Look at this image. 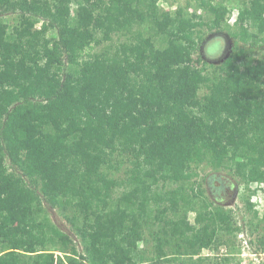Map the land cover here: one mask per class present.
Wrapping results in <instances>:
<instances>
[{"label": "trees", "instance_id": "16d2710c", "mask_svg": "<svg viewBox=\"0 0 264 264\" xmlns=\"http://www.w3.org/2000/svg\"><path fill=\"white\" fill-rule=\"evenodd\" d=\"M172 1L175 11L160 0H0V264H145L149 253L153 264H218L200 253L236 238L231 212L206 196L222 180L205 188L190 173L209 163L264 183V61L250 55L264 42V0ZM210 3L209 25L189 12ZM204 27L234 39L212 71L194 59ZM81 134L105 142L79 149ZM251 226L264 251V218ZM146 233L153 249L133 244Z\"/></svg>", "mask_w": 264, "mask_h": 264}, {"label": "rangeland", "instance_id": "374dc122", "mask_svg": "<svg viewBox=\"0 0 264 264\" xmlns=\"http://www.w3.org/2000/svg\"><path fill=\"white\" fill-rule=\"evenodd\" d=\"M186 2H191L194 5L195 0H179L177 5H185ZM224 4V3H223ZM212 3L209 4L207 9H196L191 7L189 9L190 14L195 13V19L202 20L209 25L211 23ZM160 6L164 10L175 11L177 6L172 0H160ZM195 6V5H194ZM197 12V13H196ZM237 18V11L234 10L227 21L230 28L233 27L235 20ZM9 21L13 23V18H9ZM41 26V25H39ZM203 40L199 43V50L194 54V59L199 60V67H205L208 71H212L215 67L221 65L225 60H227L231 55V49L234 46V39L232 35H228L226 31L221 33H215V30H210L206 27L203 28ZM236 33V29L233 31ZM264 37V35H263ZM264 41V40H263ZM240 46H243L240 43ZM249 46H247L248 48ZM250 55L256 62L264 61V42H262L258 47L254 48ZM206 92L205 89L201 91V94ZM96 142H105L98 137L88 134H81L74 139L75 145L79 149L89 148L91 144ZM65 142V137H62L59 144L56 146L55 150L61 152L62 146ZM173 166L176 165L175 160H171ZM177 166V165H176ZM190 180L196 181L202 184L205 188L204 183L205 178L209 176H215L222 180L221 191H212L213 193H206L209 200L214 202L213 208L220 207L225 211H230L232 215V220L234 224L238 225L240 228L239 233L236 238L230 239L229 242L220 244L217 248L204 249L201 253V257L211 256L212 258H217L216 262L219 263V258L224 256H230L233 260L226 264H264V251H261L258 246L257 238L261 235V232H255L252 228V224L264 218V194H261V190H264V183H258L252 181L249 185H246L240 179H238L235 174L226 169H215L209 163H203L200 166H193L192 172L190 173ZM263 185V186H262ZM250 195V202L254 205V211L258 212V219L253 218V214L246 210L243 197ZM256 198L254 201L253 198ZM193 204L197 207H203V202L199 199H195ZM44 207L48 215L49 222L54 224L62 232L70 235L75 241L79 251H82L81 240L76 234L72 225L65 219V217L60 213L58 209L50 207V205L44 200ZM193 219V216H190ZM97 230L94 232L93 243H98L101 235L104 233L100 231V223L96 222ZM146 241V242H145ZM245 242L249 243L250 248L245 247ZM133 244L139 246L140 248L153 249V243L151 241L150 235L148 233L144 235H138L133 239ZM171 255V253H169ZM176 255V254H173ZM149 259L145 264H153V257L149 253ZM183 260L186 264H192L188 259L183 256ZM196 260V257L194 258ZM165 264H180V263H165Z\"/></svg>", "mask_w": 264, "mask_h": 264}, {"label": "built area", "instance_id": "2783aa9c", "mask_svg": "<svg viewBox=\"0 0 264 264\" xmlns=\"http://www.w3.org/2000/svg\"><path fill=\"white\" fill-rule=\"evenodd\" d=\"M262 186H263V185H262ZM261 194H262V195L264 194V190H261ZM254 199L256 200V198H255V197L253 198V200H254ZM255 200H254V201H255ZM245 247H246L247 249H249V248H250V246H249V243H248V242H245Z\"/></svg>", "mask_w": 264, "mask_h": 264}, {"label": "crops", "instance_id": "0c3cea01", "mask_svg": "<svg viewBox=\"0 0 264 264\" xmlns=\"http://www.w3.org/2000/svg\"><path fill=\"white\" fill-rule=\"evenodd\" d=\"M52 252V251H51ZM81 252V251H80ZM55 254L57 255V256H61L62 257V254H60L59 252H55ZM87 264V263H86Z\"/></svg>", "mask_w": 264, "mask_h": 264}]
</instances>
